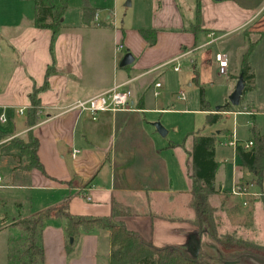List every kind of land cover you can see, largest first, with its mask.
<instances>
[{"label": "crops", "instance_id": "obj_1", "mask_svg": "<svg viewBox=\"0 0 264 264\" xmlns=\"http://www.w3.org/2000/svg\"><path fill=\"white\" fill-rule=\"evenodd\" d=\"M89 2L96 9L91 24H83L80 3L79 19L66 25L62 16L53 37L50 29L34 25L33 1V21L10 40L15 61L4 76L0 71V112L4 110L7 116V121L0 123V131L10 135L1 143L13 138L25 140L31 132L38 141L42 171L20 166L15 148L0 151V264H21L11 256L12 248L24 239L19 221L49 207L54 213L40 228L42 264H109L108 231L81 232L68 247L64 219L55 215L61 208L71 215L121 223L156 247H184L192 255L195 242L199 243L198 252L211 245L210 224L197 214L191 194L192 135L200 133L189 132L182 142L166 138L167 131L161 135L154 126L155 119L147 114L171 109L148 107L146 86L139 80L181 58L193 64L202 49L233 34L245 40L242 56L249 43L255 42L248 57L253 71V55L264 43V0H129L125 6L135 2L142 17L138 24L125 17L119 20L115 12ZM142 30L149 31L147 38ZM152 38L154 43L150 44ZM127 52L132 62L119 67L118 58ZM48 68L51 71L46 76ZM219 75H229L231 94L241 70ZM192 78L197 82V74ZM115 87L127 88L129 110L102 111L92 119L89 112L73 109L77 102ZM160 88L155 79L154 98ZM34 90H38V120L29 128L26 111ZM242 96L237 106L230 104L229 111L218 112L228 100L217 109L209 106L213 111H201L199 103L197 111L206 116L221 113L222 120L238 115L256 120L253 103L250 99L241 103ZM178 97L184 99L183 93ZM20 108L24 109L22 114L18 113ZM255 129L263 133L264 120L263 131ZM210 134L216 137L215 178L220 169L222 179L219 176L215 183L214 178L217 192L207 204L214 210L217 236L238 237V221L251 225L254 213L263 207L258 196H250L243 206V199L230 190L235 184L250 183L251 191L261 194L264 179L257 183L239 165L235 152V144L250 141L251 135L244 142L228 129L200 135ZM218 135L229 139L230 163L218 157L216 144L225 145ZM228 173L230 184L226 186L223 177ZM238 201L242 208L238 209Z\"/></svg>", "mask_w": 264, "mask_h": 264}, {"label": "trees", "instance_id": "obj_2", "mask_svg": "<svg viewBox=\"0 0 264 264\" xmlns=\"http://www.w3.org/2000/svg\"><path fill=\"white\" fill-rule=\"evenodd\" d=\"M34 1V25L37 28H47L56 35L60 28L61 19L66 9L67 0H60L59 5H54L51 0H33ZM96 9L90 5L89 0H81V16L83 24L89 25L93 22ZM149 31L142 30L141 33L147 38ZM52 37V38H53ZM150 44L154 43V38L149 39ZM255 42H250L247 50L241 58V76L244 87L243 94L255 89L254 74L248 62V57L254 48ZM51 69L48 68L46 76L49 75ZM45 87V86H44ZM43 88V87H42ZM38 90H34L30 95V106L26 111V125L32 127L37 122L38 109ZM199 103L201 111H213L203 98V89L199 88ZM228 101L218 109L219 111H228L230 108ZM222 120L221 113H209L206 116V123L209 125ZM252 147L245 149L242 144L235 146V152L239 160V165L246 168L249 173L254 176L257 183H261L264 179V132L260 133L255 127L250 128ZM8 132L0 131V141L7 138ZM192 150L190 152L192 163V189L194 206L196 212L202 215L201 218L210 224V235L212 237L211 245L198 252L196 256L188 254L184 247L165 246L156 247L150 242L141 238L137 233L125 228L123 224L111 222L108 218H91L84 216L71 215L67 211L61 210L55 212L56 216L64 219V232L68 239V247L71 246L81 232H90L98 229H106L109 235V264H227L225 261H235L236 264H251L248 260L242 258L243 254L252 253L260 254L264 257V244H257L240 237L230 234L217 236L214 226V210L207 204L208 198L215 194L217 190L214 186L215 173L218 163L215 160V143L214 134L200 135L194 134ZM4 148H15L18 155L15 156L18 162L24 157L28 163L26 169L37 168L42 171V166L38 161L37 148L38 141L28 132L25 140L21 138H13L9 143H5ZM258 200L264 212V192H262ZM242 208V203L238 201V209ZM54 208L49 207L31 216L23 218L19 221L24 233V239L16 244L11 251V256L19 260L21 264H42V248L40 245V228L44 220L48 219L53 213ZM70 239H72L70 241ZM213 240H222L225 246H233L232 250L227 253L230 258L223 255H213L208 253L212 248H218ZM28 244V246H27ZM27 251L22 252L21 256H30L27 252H33L34 257L26 258L22 261L16 257L19 248H25ZM212 247V248H209ZM222 252V250L220 249ZM260 252V253H259ZM20 256V257H21ZM232 259V260H229Z\"/></svg>", "mask_w": 264, "mask_h": 264}, {"label": "rangeland", "instance_id": "obj_3", "mask_svg": "<svg viewBox=\"0 0 264 264\" xmlns=\"http://www.w3.org/2000/svg\"><path fill=\"white\" fill-rule=\"evenodd\" d=\"M91 2L95 7L115 12L119 20H123L125 17L127 20H134L136 24L141 23L142 17L140 16L139 10L136 9L135 2L131 7L125 6L129 0H91ZM51 3L59 5L60 0H51ZM80 3L81 0H67L66 9L63 14L64 24H73L74 21L79 19ZM95 3H97V5ZM116 5L117 9L115 7ZM105 12L106 11L100 13V17H102ZM112 15H114V13ZM31 21H33V0H0V71L1 73L3 72V76L7 73V70L10 71V67L15 61V53L11 50V38L16 35L15 33L17 31L29 25L28 23ZM252 39L254 40L253 37L251 40ZM243 41H245L244 38L239 34L223 37L218 39L217 42L207 46L205 49H202L196 58V62L193 64L189 62L188 58H181L139 80L142 86H146L144 100L148 107L152 108L159 106L164 109H171L170 111H159L156 114H147L149 118L155 119V124H159L165 132L167 131L168 134H166V138L168 137L172 141L182 142L189 132L209 134L216 133V131L222 129H228L230 132H233L234 136L238 137V140L244 142L251 135L250 128L252 124L263 131L264 43L257 47L251 61L253 73L255 74V89L253 92H245L241 100V103H244L246 100L250 99L251 103L254 105V109L258 113L257 119L253 120L251 117L244 115H238L237 117L227 116L224 120L209 125L206 123V115L203 112L197 111L199 108L200 87L203 89V98L210 107L216 108L228 100L231 89L229 75L218 74L217 65L214 61V54L217 51L224 53L228 59L227 72L238 74L241 56L246 48V44ZM206 51L209 52L208 55L205 54ZM127 54L129 53L127 52L122 57L118 58L117 65L119 67L125 65L124 62ZM174 65H178V71L176 72L172 70ZM194 74H197V82L193 81L192 77ZM155 79L161 84V88L158 89L160 94L157 98H154L152 94ZM124 89L128 91L127 88ZM180 93H183L184 99L178 97ZM245 110L249 111V106H246ZM259 132L261 133V131ZM218 139L222 143H225L224 146L216 144L218 157L223 156L230 163L232 150L231 147L227 145L229 139L225 138L223 135H218ZM4 145L5 144H2L0 141V151L4 150ZM19 164L25 168L28 165L24 157L21 158ZM222 166L223 165L220 164V168H222ZM219 170L215 178V183L219 179V176L222 179V171L219 172ZM223 181H225L226 186L230 184L229 173L223 177ZM241 181L243 182V180H239V182ZM258 202L261 203V200ZM61 210L63 209L61 208L59 211L61 212ZM254 214L252 218L254 222H252L251 225L246 222V224H243L238 221V237L257 244H264L263 211L262 209H258V212ZM225 223L227 224V222ZM213 241L219 249L209 247L212 249L208 250V253L223 255L225 258L231 257V255L227 256V253L234 248L233 246H225L226 244L222 240ZM27 246L25 248H19V252L16 254L18 259L26 261V258L34 257V251L27 252L30 256H21L22 252L25 250L27 251ZM225 263L236 264L235 261H225Z\"/></svg>", "mask_w": 264, "mask_h": 264}, {"label": "built area", "instance_id": "obj_4", "mask_svg": "<svg viewBox=\"0 0 264 264\" xmlns=\"http://www.w3.org/2000/svg\"><path fill=\"white\" fill-rule=\"evenodd\" d=\"M122 47L119 45L117 47L120 50ZM176 61V60H175ZM214 61L217 65L219 74H226L228 67L227 56L222 52H217L214 54ZM173 70L177 71L178 66L174 65ZM156 86H159L157 83ZM130 97L129 94L123 90L117 89L116 87L97 96H94L86 101H79L74 106L73 109H79L89 112L92 119H95L97 114L102 111H126L130 109ZM24 112L23 108L18 110L19 114ZM7 121L6 112L2 110L0 112V123H5ZM237 144H235L236 146ZM245 149L252 147V142L248 141L242 144ZM230 194L238 196L243 199V206L248 203V198L251 196H259V193H254L251 191L250 183H238L233 185L230 190Z\"/></svg>", "mask_w": 264, "mask_h": 264}, {"label": "water", "instance_id": "obj_5", "mask_svg": "<svg viewBox=\"0 0 264 264\" xmlns=\"http://www.w3.org/2000/svg\"><path fill=\"white\" fill-rule=\"evenodd\" d=\"M131 62H132V57L130 54H127L124 64L127 65ZM243 87H244V83H243L242 76L240 75L239 79L237 80L234 86L232 93L228 96L229 104H231L232 106H237L239 104L240 98L243 94ZM155 127H156V130L161 135H164L166 133L165 130L159 124H155ZM71 240L72 239H70V241ZM198 248H199V243L195 242V251L192 254L193 256H196L198 254ZM242 258L244 260H248L251 264H264V257L256 255V254L246 253L242 255Z\"/></svg>", "mask_w": 264, "mask_h": 264}]
</instances>
